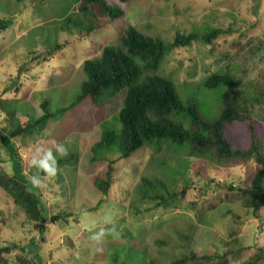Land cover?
<instances>
[{
  "label": "rangeland",
  "instance_id": "374dc122",
  "mask_svg": "<svg viewBox=\"0 0 264 264\" xmlns=\"http://www.w3.org/2000/svg\"><path fill=\"white\" fill-rule=\"evenodd\" d=\"M105 1L120 5L123 14L81 34L92 20L78 10L79 0H0V18L9 21L0 29V95L15 110L12 118L0 110V127L7 131L2 133L33 120L46 99L55 115L10 138L19 164L31 177L33 157H42L47 149L65 157L57 152V143L71 154L55 175L40 177L36 191L47 213L44 222L31 220L0 187V244L23 245L31 264H245L257 255L264 264V208L254 216L230 187L249 181L253 160L192 155L186 142L165 138L127 157L120 158L113 146L96 149L92 158L90 146L100 132L119 131L125 89L109 98L100 119L94 117L89 98L58 111L79 93L83 60L97 57L105 44H117L128 24L164 41L176 32L205 33L217 26L226 31L212 44L193 40L172 47L155 70L174 82L182 100H193L203 117H215L223 92L264 85V0ZM212 72H227L236 84L209 88L203 81ZM260 103L254 106L263 130ZM171 117L190 125L183 112ZM9 151L0 137V173L12 172ZM110 159L111 186L106 199L94 207L102 194L93 178ZM53 213L68 215L51 219ZM20 251L8 254L11 264H21L16 259ZM191 251L211 257L175 262Z\"/></svg>",
  "mask_w": 264,
  "mask_h": 264
},
{
  "label": "trees",
  "instance_id": "16d2710c",
  "mask_svg": "<svg viewBox=\"0 0 264 264\" xmlns=\"http://www.w3.org/2000/svg\"><path fill=\"white\" fill-rule=\"evenodd\" d=\"M78 10L85 18L92 20L87 29L80 32L81 34L88 33L98 25L119 18L123 14L120 5H110L105 0H79ZM8 24V20L0 18V29L7 27ZM225 31L226 29L215 26L205 33L176 32L172 40L164 41L159 36L145 34L134 25L128 24L124 33L120 34L117 44H105L97 57L83 60L85 75L79 93L72 102L59 108L58 111L64 113L83 99L89 98L94 117L100 119L109 98L125 89L118 112L119 131L103 129L99 138L90 146L93 151L92 158L96 157V149L113 146L118 147L120 158L127 157L146 143L165 138L177 143L186 142L187 151L192 155L209 156L219 161L253 160L255 168L249 181L243 186L230 185V187L241 204L251 214L259 216L260 210L264 208V129H261V121L256 117L254 104L262 102L264 106V85L257 84L252 89L249 87L240 91L233 89L223 92L218 114L209 119L201 115L193 100L184 101L180 98L171 79L155 71L161 58L172 47L183 46L193 40L212 44L215 37ZM203 84L209 88H216L222 85H235L236 80L227 72H212L204 79ZM6 103V99L0 95V110L8 118H12L15 110L8 109ZM47 105L48 101L43 99L40 102L41 113L31 121L19 122L8 135L2 133L7 132L6 128L2 130L3 126L0 127V137L9 148L13 161L12 172L0 173V187L35 222H44L47 213L36 191L37 185L32 184L19 164L10 138L22 131L32 130L52 118L55 111H49ZM181 112L190 118V125L187 127L171 117V114ZM70 157L71 154L58 157L57 166L62 165ZM113 162L114 160L110 159L107 168L93 178V185L102 194L94 207L99 206L106 199L105 195L110 189L113 178ZM29 172L39 177L46 174L36 165H33ZM143 179L145 178L142 177L141 180ZM161 200L163 201L164 198L162 197ZM67 215L68 213H53L49 216L51 219H58ZM30 243L33 244L32 239ZM23 248V245L14 241L0 244V264H11L8 254L16 249L21 250L16 253V259L21 264H31L29 258L23 254ZM212 255L218 256L217 253ZM198 256L211 257L209 253L198 255L195 251H191L189 255L175 262H186L188 257ZM221 262L226 263L225 260ZM259 262L260 255H257L247 260L245 264H259Z\"/></svg>",
  "mask_w": 264,
  "mask_h": 264
},
{
  "label": "clouds",
  "instance_id": "9594fccd",
  "mask_svg": "<svg viewBox=\"0 0 264 264\" xmlns=\"http://www.w3.org/2000/svg\"><path fill=\"white\" fill-rule=\"evenodd\" d=\"M55 148L61 156H66L68 154V148L63 143H57ZM31 163L43 169L49 175H55L57 171V157L53 154L52 149H47L41 158L33 157ZM29 179L33 185H40L42 183L40 177L36 175L29 177ZM100 235V233L95 234V238L98 239Z\"/></svg>",
  "mask_w": 264,
  "mask_h": 264
}]
</instances>
